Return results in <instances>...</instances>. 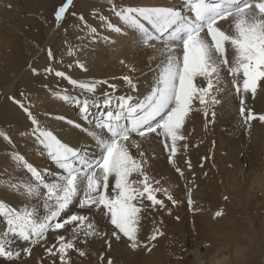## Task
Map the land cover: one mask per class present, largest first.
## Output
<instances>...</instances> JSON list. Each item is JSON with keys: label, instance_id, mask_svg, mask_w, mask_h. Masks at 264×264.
<instances>
[{"label": "snow or ice", "instance_id": "6c2138e0", "mask_svg": "<svg viewBox=\"0 0 264 264\" xmlns=\"http://www.w3.org/2000/svg\"><path fill=\"white\" fill-rule=\"evenodd\" d=\"M109 3L123 28L111 23L107 27L116 33L130 31L136 37L137 46L155 49L158 54L155 67L149 68L151 78L145 77L149 79V87L141 94L140 81L124 75L120 79L128 90L118 94L115 83L80 82L63 71H55L56 77L89 94L83 99L56 94L65 102L75 103L82 119H88L92 108L104 110L87 130L96 152L63 142L15 97H8L24 111L35 144L57 172L50 180L46 179L45 174L23 154L13 152V161L28 176L20 182H11L9 187L17 192L23 191L29 205L16 208L0 202V219L4 225L0 230V258L12 261L21 256V252L12 247L17 240L33 246L43 244L53 264L57 259L59 264H69L70 251L83 257L85 252L77 247L76 242L83 243L93 237L103 239L108 248H111V240L107 237L118 242L126 240L133 250L147 247L138 238L141 213L138 203L146 199L153 207H163L164 202L157 198L156 194L162 189L153 186L146 172L148 161L142 145L134 137L147 140L155 134L162 138L160 142L168 152V162L174 164L178 142L184 139L181 130L194 103L198 101L202 107L210 106V99L211 104H219L213 89L216 93L222 91L217 86L224 82L225 72L232 77V87L239 96V115L243 123L264 122V115L257 116L247 109L244 99L245 94L255 97L258 88H264L261 83L264 81V0H181L178 6L137 7H118L114 0ZM70 7H74L73 0H64L55 10L56 29ZM79 19L84 21L83 16ZM225 23L229 25L228 30L224 28ZM89 31L95 33L96 29L90 28ZM226 45H230L233 51L231 60L226 55ZM47 55L50 60L55 59L51 49L47 50ZM78 66L87 70L83 64ZM32 71L34 75L37 72L36 69ZM45 71L51 73L54 69L49 67ZM241 77L242 83L239 82ZM202 81H207L206 87L199 86ZM98 85H107L110 91L96 95ZM204 115H208L207 111ZM67 123L75 128L82 127L72 120ZM0 137L12 143L5 133L0 132ZM130 141L139 150L138 156L130 151ZM176 171L183 176L179 167ZM164 193L172 200L167 190ZM32 201L36 203L32 204ZM41 202L42 215L39 212ZM188 203L192 204L191 199ZM73 207L95 210L107 218L112 227L107 231L98 229L88 215L74 212ZM221 215L220 211L215 213L216 217ZM66 226H71L70 239L58 232L60 229L67 232ZM50 230L57 235L56 243L48 247L46 233ZM157 233L158 229L150 241L157 239ZM23 253L30 255L31 247H25ZM99 259L103 262L104 255L101 254ZM106 264H114V261L107 259Z\"/></svg>", "mask_w": 264, "mask_h": 264}, {"label": "rangeland", "instance_id": "374dc122", "mask_svg": "<svg viewBox=\"0 0 264 264\" xmlns=\"http://www.w3.org/2000/svg\"><path fill=\"white\" fill-rule=\"evenodd\" d=\"M5 1L8 0H0L1 38L2 26L6 24L4 21L12 16L5 11L15 12L14 14L19 11L17 8H9L10 4ZM85 1L73 0L74 7H70L59 29H56L54 12L64 0H26L27 7L22 12L19 11L21 16L17 17L26 21L23 30L27 31L31 44L24 46L30 51L16 44L7 50L8 64L0 68V109L1 100L13 96L27 107L41 124L49 118L39 103V93L25 89V78L29 74L33 79L40 77L44 82L41 89L45 94L57 96L58 84L64 79L56 77L55 71L70 75L74 71H80L75 67L78 66L76 56L77 50L82 46V38L81 32H76L75 26H82L88 20L91 10L84 4ZM81 16L84 21L79 19ZM87 32L93 37L90 31ZM53 34L57 37L49 41ZM1 38L0 52L4 48L2 44H6ZM101 41L108 43L105 51L114 52L118 49L114 46L113 38L107 36ZM10 42L9 40L8 43ZM48 49H51L54 60L49 59ZM155 58L152 60L154 63L151 62L153 66L158 62L157 52ZM49 67L54 71L46 72L45 69ZM32 69L37 70L35 75ZM111 70L115 74L118 72L115 68ZM122 76L124 74L120 73L112 79ZM51 80L53 83L47 84V81ZM231 81L232 77L225 72L224 82L217 86L222 91L216 93L215 88L213 89L219 104H211L210 99V106L202 107L198 101L194 103L181 130L184 139L178 142L174 164L168 162V152L164 151L160 142L162 138L152 134L151 139L142 140V150L148 161L146 172L150 170L148 175L153 186L162 189L156 195L164 202L163 207H153L146 199L138 203L141 207L138 238L147 247L133 250L128 247L126 240L118 242L112 237H107L111 240V248H108L103 239L93 237L83 243L76 242L85 255L82 257L78 252L70 251L69 264H106L107 259H112L114 264H264V122L253 120L247 125L243 123V118L239 115V96ZM239 82L242 83V77ZM261 83L264 84V81ZM199 86L206 87L207 81L200 82ZM244 99L247 109L254 111L257 116L264 115V88H258L255 97L250 93L245 94ZM11 104L16 106L24 123L7 121L0 113V132L9 135L10 139L11 135L15 134L17 139H11V145H16L20 137L32 138L31 125L24 111L13 101ZM205 111L207 116L204 115ZM83 133L86 134L85 131ZM0 140L3 144H10L2 137ZM143 143L147 145L143 147ZM185 145L187 147H184ZM37 151L38 148H29L30 159L41 160V152ZM132 151L134 156H138V149L133 147ZM1 156L2 160L6 158L3 153H0ZM158 160L160 162H157ZM39 166L37 169L45 174L46 179L53 178L52 171L46 170L51 165L46 169L43 165ZM177 167L181 169L183 176L176 171ZM9 171L10 179L4 169L0 170V191L5 181L7 183L4 192L0 193V202H7L9 206L16 208L28 206L29 201L23 191L17 192L9 187L11 179L20 182L28 174L17 165L15 167L12 160L9 162ZM157 180L159 184L155 183ZM164 190L172 196V200L167 198ZM189 199L192 201L191 205L188 203ZM73 211L88 215L100 230L107 231L112 227L107 218L95 210H79L73 207ZM217 211L222 213L220 217L215 216ZM39 212L41 215L44 212L42 202ZM3 226L0 219V230ZM66 229L67 232L65 229L58 232L65 234V239H70L71 226H66ZM157 229V239L150 241L151 235ZM56 235L57 233L51 230L46 233L48 247L56 243ZM12 247L20 251L21 256L12 261L0 258V264H53V259L48 256L43 244L33 246L17 240ZM25 247H31L30 255L23 253ZM101 254L105 257L103 262L99 259ZM56 264H59L58 259Z\"/></svg>", "mask_w": 264, "mask_h": 264}, {"label": "bare ground", "instance_id": "6f19581e", "mask_svg": "<svg viewBox=\"0 0 264 264\" xmlns=\"http://www.w3.org/2000/svg\"><path fill=\"white\" fill-rule=\"evenodd\" d=\"M5 2H8L10 4L8 5L9 8H17V10L19 9L20 12H22V10L27 7L26 0H8ZM180 2L181 0H114V5L118 7L178 6ZM84 4L89 7L91 12L88 13V20L86 21L87 27H85V22L84 24H82V26H75L76 32H81L80 34L82 38V46L77 50L76 62L77 65L83 64L87 70H81V68L77 66L75 67V69H80L79 72L74 71L71 75L69 73H67L66 75L71 79H75L80 82L109 81L111 83H115L118 87L119 94L128 90L127 85L124 84L123 80H121L120 78L112 79V77H118V75H120L121 73L130 76L134 81L139 80V92L141 94L146 93V90L149 87V79L151 78L149 68L155 67L151 62L154 63V61L152 60L156 56V50H152V48H147L144 46H137L136 37L130 31L116 33L107 27V25L111 23L117 27L123 28L122 23L112 11L113 5L109 3V0H86ZM19 11L16 12V14H14L15 12L12 11H5L12 16L6 18L4 21L6 24L2 26L3 32L2 38H0L2 42L6 44H2L4 48L2 52H0V68L8 64L9 56L7 54V50L10 49V47L12 48L13 44L21 45L22 47H25L27 51H30L29 48L24 46L25 44L28 45V43H31L29 35L26 33L27 31L23 30L25 26L24 23H26V21L21 20L19 19V17H17V15L21 16L19 15ZM101 17L103 19H101ZM90 28L96 29L95 33L91 32L93 37H90L87 32ZM224 28L225 30H228V24L225 23ZM107 36L108 38H113L115 40L114 46L118 49H116L114 52L109 50L105 51V47L106 45H108V43H105V41H101V39ZM56 37L57 36H54L53 34L52 37L49 38V41H52ZM9 40L11 41L10 43H8ZM55 48L56 47L54 45V50ZM36 53H38V51H36ZM226 54L229 60H231L233 51L230 45H226ZM122 60L124 61L123 64L121 63ZM113 68L118 71L116 74L113 70H111ZM120 69L121 71H119ZM146 76L149 79H145ZM42 83L44 82L40 77H38L37 79H33L32 77H30V74L25 78L24 83L26 90L39 93V103L44 108L46 116H49L48 119L42 122V125L46 127V129L53 131L63 142L72 146H76L80 149L89 150L90 152H96L97 149L95 148L92 138L87 134V130L92 127V123L96 120L97 117L101 115L104 110L92 108L89 112L88 119L84 120L81 118V114L79 113L78 107L75 105V103L65 102L55 95H46L44 90L41 89V87H43ZM48 83L52 84L53 81H47V84ZM58 89L60 94H68L69 96H76L80 99H83L85 96L89 95L88 93L83 92L78 88H74L67 82V80L59 83ZM8 90L11 91L10 88ZM103 91L110 90L107 89V85H98L96 95H100ZM1 105L2 106L0 109V113L5 116V119L7 121H11L12 123L23 122V119H21L22 117L19 114L20 112L18 111V109H16L15 105L11 104V100H9L8 98L2 99ZM35 114L37 115V111L35 112ZM57 117H64L65 119H58ZM68 120L75 121L82 127L75 128L67 123ZM24 125L26 126V123ZM83 131H85L86 134L83 133ZM11 136L12 140L17 139L15 134H12ZM134 140L139 142L140 144L142 143V140H138L137 137H134ZM15 144L16 145H11L8 143L3 144V142L0 140V153L6 155V158L4 157V160H2V156L0 157V170L2 171V169H4L6 171L5 173L8 175V179H10L9 162L10 160L13 161L12 155L14 151L23 154L28 162H30L32 165H43L45 169L48 167V165H51L50 168L48 167V169L46 170H51L53 174L54 172H57V169L46 155L41 154V160L38 158L36 159V161L30 159L31 156L28 152L29 148H38L34 142V137H20V140H18ZM146 145V143H143V147ZM129 147L130 151L133 152L131 141L129 142ZM39 151L40 150L38 149L37 152ZM157 162H160V160H158ZM13 164L16 167L14 161ZM38 166L35 167L39 168L40 166ZM151 174L153 175V173ZM3 176L7 178L5 174ZM14 176H18V174H14ZM11 182H14V180L11 179ZM4 184L5 185H2V190L0 191L1 194L2 192H4V188L7 184L6 181Z\"/></svg>", "mask_w": 264, "mask_h": 264}]
</instances>
